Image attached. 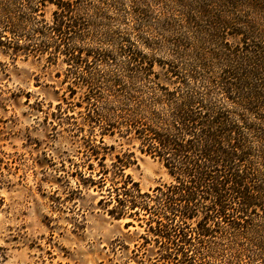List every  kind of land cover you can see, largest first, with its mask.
<instances>
[{"label":"trees","instance_id":"1","mask_svg":"<svg viewBox=\"0 0 264 264\" xmlns=\"http://www.w3.org/2000/svg\"><path fill=\"white\" fill-rule=\"evenodd\" d=\"M127 2L0 0L1 52L12 60L45 56L50 64L61 58L69 98L84 90L75 105L100 144L86 154L101 166L98 205L114 220L144 227L132 264H207L226 251L230 263L262 258L264 0ZM112 5L129 32L114 50H95L84 14ZM113 53L123 55L122 74L101 88L89 70ZM116 135L157 159L170 183L142 192L125 173L136 163L128 150L106 167L114 147L104 138Z\"/></svg>","mask_w":264,"mask_h":264},{"label":"rangeland","instance_id":"2","mask_svg":"<svg viewBox=\"0 0 264 264\" xmlns=\"http://www.w3.org/2000/svg\"><path fill=\"white\" fill-rule=\"evenodd\" d=\"M11 1L19 6L27 0ZM94 3L89 1L85 9L92 10ZM113 8L99 16L84 14L95 50H114L129 32L123 13L115 16ZM53 10L49 4L44 8L46 20ZM122 56L113 53L93 64L90 80L104 88L122 74ZM67 73L61 58L53 64L45 56L12 60L0 49V264H132V251L144 242L139 221L114 220L98 205L101 166L86 154L89 144L99 142L87 132L84 108L75 105L84 90L75 99L68 96ZM104 145L114 147L106 154V167L117 153H134L136 163L125 173L142 192L170 183L163 165L142 154L136 142L116 135L106 136ZM129 221L134 226L125 228ZM147 251L151 255V246ZM225 253L207 264H264V256L226 262Z\"/></svg>","mask_w":264,"mask_h":264}]
</instances>
